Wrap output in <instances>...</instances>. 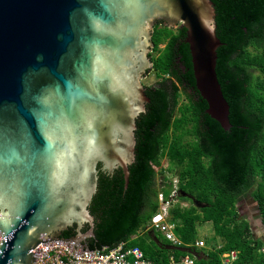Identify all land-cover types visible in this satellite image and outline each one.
<instances>
[{
    "label": "water",
    "instance_id": "obj_1",
    "mask_svg": "<svg viewBox=\"0 0 264 264\" xmlns=\"http://www.w3.org/2000/svg\"><path fill=\"white\" fill-rule=\"evenodd\" d=\"M159 20L186 30L196 89L230 130L211 0H0V264H37L45 243L88 248L99 165L128 187Z\"/></svg>",
    "mask_w": 264,
    "mask_h": 264
},
{
    "label": "trees",
    "instance_id": "obj_2",
    "mask_svg": "<svg viewBox=\"0 0 264 264\" xmlns=\"http://www.w3.org/2000/svg\"><path fill=\"white\" fill-rule=\"evenodd\" d=\"M211 1L217 36L224 44L218 49L217 74L232 128L224 130L207 113L184 42L186 30L156 23L149 57L161 82L146 90L150 102L137 119L136 160L129 167L128 187L121 169L110 175L98 167V188L88 207L95 219L93 236L85 242L89 249L124 243L140 248L156 264H181L187 256L198 264H224L223 255L236 251L231 264H264V239L239 205L250 195L264 225V0ZM173 75L179 84L170 79ZM182 93L187 103L180 105ZM163 159L179 179L180 201L190 202L169 211L168 222L175 225L181 245L149 229L159 209L158 168L164 192H171ZM207 222H212L213 234L199 246L198 228ZM88 229L89 224L82 232ZM76 235L75 227L62 233L65 239Z\"/></svg>",
    "mask_w": 264,
    "mask_h": 264
},
{
    "label": "built area",
    "instance_id": "obj_3",
    "mask_svg": "<svg viewBox=\"0 0 264 264\" xmlns=\"http://www.w3.org/2000/svg\"><path fill=\"white\" fill-rule=\"evenodd\" d=\"M174 178L178 179L177 176L171 178L172 187L168 195L163 190L165 183L161 182L157 198L159 209L152 217L149 229L162 233L173 245H181V241L174 233L175 225L168 222L170 208L182 202L179 199V179ZM197 244L202 246L204 241L199 240ZM34 253L37 264H156L148 260L140 248H127L124 243L112 249L92 250L89 248L74 249L69 242H54L40 244L34 249ZM225 255L224 264H231L237 258L236 251L225 253ZM181 264L198 263L194 258L187 256Z\"/></svg>",
    "mask_w": 264,
    "mask_h": 264
},
{
    "label": "rangeland",
    "instance_id": "obj_4",
    "mask_svg": "<svg viewBox=\"0 0 264 264\" xmlns=\"http://www.w3.org/2000/svg\"><path fill=\"white\" fill-rule=\"evenodd\" d=\"M173 30H175L174 28H172ZM163 47V45L161 46ZM159 82H161V79L158 78L154 72H152L150 75H148L146 78H144L143 80V84L147 87H153L156 86ZM182 102L187 103V99L186 96L182 93L181 99H180V105L182 104ZM163 162V168H165L166 174L169 177H174L171 172L168 170V161L166 159L162 160ZM160 170L161 168H158V175H157V179H156V187L160 188L161 186V182L163 181L162 175L160 174ZM175 180H178L176 178H174ZM173 179V180H174ZM190 204L189 201H182L181 205L182 206H188ZM239 205H241L242 210L244 211L243 214H245V217H249L251 219V221L253 222L254 225H256V234L259 237H262L264 239V225L262 223H260L258 221L259 218V214L257 213L258 209L256 207L255 201L251 198L250 195L245 196L241 202L239 203ZM199 235L201 237V240L204 241V236H211L213 234V224L212 222H207L206 224H204L203 226H199ZM206 243H204L205 246ZM201 246V245H200ZM224 257L226 256L225 254L223 255ZM226 260V257H225Z\"/></svg>",
    "mask_w": 264,
    "mask_h": 264
},
{
    "label": "flooded vegetation",
    "instance_id": "obj_5",
    "mask_svg": "<svg viewBox=\"0 0 264 264\" xmlns=\"http://www.w3.org/2000/svg\"><path fill=\"white\" fill-rule=\"evenodd\" d=\"M157 23H160V24H163L164 25V23L161 21V20H159V21H157ZM179 29H182L181 27H177V28H175V30H179ZM185 42V41H184ZM151 53H152V51H151ZM180 62V61H179ZM182 68H184L183 66H181ZM153 69V68H152ZM173 70H176V72H179L180 70L178 69V66H175L174 68H173ZM153 72V70H150V71H148L147 72V74L144 76V78H146L148 75H150L151 73ZM186 73V71H185V69H184V71H183V74H185ZM184 75H181V79L182 80H184ZM170 79L172 80V81H175L176 82V84H179V82H178V80L174 77V75L173 76H170ZM144 85V84H143ZM186 85V84H185ZM144 87H146V90L148 89V88H150V87H147V86H145L144 85ZM190 92H192V90H189ZM148 104V103H147ZM146 104V105H147ZM137 131V130H136ZM136 131H135V137H136ZM136 142H137V140H136ZM135 160H136V151H135ZM101 166V165H100ZM102 170V169H101ZM117 170H120V168L119 169H116V170H114L113 172H109V171H107V170H102L105 174H110V175H112L115 171H117ZM87 225L88 224H86V225H84L83 226V228H82V230L81 231H83L86 227H87ZM75 227V229H76V231H77V234L79 233L78 231H79V227L76 225V226H74ZM73 228V227H72ZM68 230V229H67ZM66 230V231H67ZM90 231V229H88V232ZM88 232H86V233H88ZM77 236V235H76Z\"/></svg>",
    "mask_w": 264,
    "mask_h": 264
}]
</instances>
